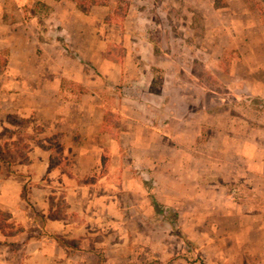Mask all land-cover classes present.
Segmentation results:
<instances>
[{"label": "rangeland", "instance_id": "obj_1", "mask_svg": "<svg viewBox=\"0 0 264 264\" xmlns=\"http://www.w3.org/2000/svg\"><path fill=\"white\" fill-rule=\"evenodd\" d=\"M17 1L52 46L15 43ZM80 2L0 0V154L9 172L26 170L21 201L34 218L19 237L5 219L0 264H37L23 239L41 235L53 264H253L264 224V0Z\"/></svg>", "mask_w": 264, "mask_h": 264}, {"label": "crops", "instance_id": "obj_2", "mask_svg": "<svg viewBox=\"0 0 264 264\" xmlns=\"http://www.w3.org/2000/svg\"><path fill=\"white\" fill-rule=\"evenodd\" d=\"M4 1V0H3ZM61 3V2H59ZM58 4H55L54 7L57 8L59 7ZM17 8L19 11H21V19L17 22L16 28H17V38L15 43L18 45H21L23 47H27L28 49H32L34 47L35 43H38L40 45H45V46H52L50 42H53L52 39H49V41H39V33L36 31L37 29L36 26H34L37 23V15L34 12H28L25 16L24 12V6L21 2L17 1L16 4ZM14 29V27H12ZM6 41V40H4ZM8 46H12L13 43L7 42ZM57 45V44H56ZM42 47V46H41ZM3 77H9L13 80H16L17 82H22L23 80H33L35 82H38L41 80V77L39 74H32L31 76H22L21 74H11V73H4ZM22 91H32L33 94L37 93L39 91V85H32L31 87H21ZM51 92L53 94L57 93V89L55 85L52 84L50 87ZM260 95H263V91L261 90ZM243 145L246 144V142H242ZM242 146V145H241ZM42 155V160L40 161L41 167L38 168L37 172L35 170L33 171L34 173L31 176V180L33 181V184L31 186V196L34 200L33 205L36 207L40 204V198L43 199L44 193H45V188L43 185H39V181L41 178L45 175L46 173V167H47V160L48 156L47 154H41ZM235 158H238L239 160L245 161L246 164L251 160L248 158V156L243 153L242 151L237 152L236 154L233 155ZM39 160L37 159H32L31 163H27V166L29 167H35L37 165L36 161ZM257 160V158H256ZM259 161H261V166L263 168L259 169V178L261 180V185H256L257 191L260 193L264 194V155H261L258 158ZM244 163V162H243ZM19 163H16L14 165H11L10 169L11 172L8 171L9 166L6 165L4 166L3 163H0V209L5 210L10 213L11 218L14 219V224L15 225H20L22 227V231L19 233H16L15 236H20L23 234H26V225L29 224L30 222L34 224V218L30 216L26 211H25V206L23 204V201H21V193H22V187H23V179L21 180L18 173L26 172V170H23L18 167ZM42 166L45 167L42 169ZM37 169V168H36ZM13 170V172H12ZM224 195L227 196L228 198H233V188L228 189L227 186H225ZM232 202V201H231ZM234 204H238L236 201H233ZM42 210L41 212H44L43 206H41ZM24 210V211H23ZM23 212V215H22ZM244 214H242L243 216ZM49 220V219H48ZM37 221V220H36ZM26 224V225H25ZM47 226L49 227L50 230L52 227V224L48 221ZM49 230V231H50ZM261 232H259V235L257 234L256 237H253L252 239L255 238L257 242L254 244L255 247L249 248L247 251V255H251L253 258H257L256 261L253 264H264V224H261ZM5 237L3 234L2 230L0 229V238ZM45 235H41V237H32L29 239H23L26 241L23 245L29 247L32 249V251L29 254V258L35 259L38 261L37 264H40V258H42V264H50V262H54L55 254L48 249L43 248V242L45 240ZM250 239V237H249ZM38 246V247H37ZM35 247H37L35 249ZM235 255L238 252H234ZM244 252L242 250L239 251V255H243ZM44 260V261H43ZM242 263V262H241ZM225 264H232L230 262H226ZM250 264V263H249Z\"/></svg>", "mask_w": 264, "mask_h": 264}, {"label": "trees", "instance_id": "obj_3", "mask_svg": "<svg viewBox=\"0 0 264 264\" xmlns=\"http://www.w3.org/2000/svg\"><path fill=\"white\" fill-rule=\"evenodd\" d=\"M73 1L75 2L76 5H80V3H81L80 0H73ZM2 161L7 162L6 159L3 157V155L0 154V162H2ZM21 196L24 199H26V186H23ZM152 204H153V206L157 212H159V213L162 212V210L160 209V204L158 202H156L154 199H153ZM0 216H2V217H0V229L2 230V232H4L5 231V225H4L5 222L4 221H5V219H10L11 215L9 212H3L0 210Z\"/></svg>", "mask_w": 264, "mask_h": 264}]
</instances>
